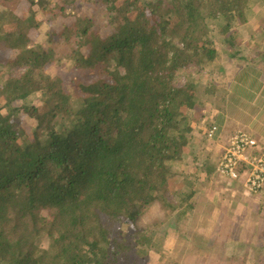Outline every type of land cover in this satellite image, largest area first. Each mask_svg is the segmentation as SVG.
I'll return each instance as SVG.
<instances>
[{
  "label": "trees",
  "instance_id": "trees-1",
  "mask_svg": "<svg viewBox=\"0 0 264 264\" xmlns=\"http://www.w3.org/2000/svg\"><path fill=\"white\" fill-rule=\"evenodd\" d=\"M9 1L0 0V264H143L161 240L140 221L154 203L170 207L171 165L192 139L198 86L181 77L214 63L213 25L248 23L252 0H96L99 24L76 0H46L27 17ZM57 16L68 23L47 39L68 46L69 78L49 70L62 49L33 39Z\"/></svg>",
  "mask_w": 264,
  "mask_h": 264
},
{
  "label": "rangeland",
  "instance_id": "rangeland-1",
  "mask_svg": "<svg viewBox=\"0 0 264 264\" xmlns=\"http://www.w3.org/2000/svg\"><path fill=\"white\" fill-rule=\"evenodd\" d=\"M9 2L15 3L16 11L23 17L29 16L31 10L38 11L42 4L46 5L47 3L46 0H42L40 3L35 2L34 5H30L27 0H11ZM56 2V0H51L50 4ZM76 4L79 5L80 12L91 17L96 24L102 21V6L96 3V0H76ZM249 7L252 10V18L248 23L241 24L235 20L232 29L225 33L221 31V26L213 25L214 29H212L209 39L217 52L214 63L207 64L200 70H197L198 68L189 70L181 77L182 80L195 83L198 86V106L194 111L188 112V115H191L190 122L193 127L195 126V130L198 129V120L204 112L205 100L214 98H217L214 100H218V98H225V95L230 93V86L227 84L229 73L233 74L236 67H247L253 56L256 57L254 62L264 56V0H252ZM39 13H37L38 20H48V17L42 18ZM66 13L70 12L66 11ZM67 20H69L68 17L57 16L50 25L46 23L40 25L36 32L33 31V39L34 44L47 47L57 46L60 51L62 49V52H57L55 55L57 58L51 60L49 70L69 78L72 73L68 70L71 68L70 57L66 54L68 46L58 45L57 40L50 44L47 39L52 36L53 32L55 34L52 39H57L55 35H58L62 24ZM3 23H5L4 20L0 19V25ZM230 35H232V40L237 41L238 47L229 50L227 43L230 42ZM236 51L239 53L233 57L232 54ZM8 56L10 59L14 57L12 52ZM71 71L73 70L71 69ZM5 75L6 73H3V76ZM230 94V113L236 115L242 113L241 117L245 119L249 114L252 115L256 112L255 110L251 111L252 105L247 99V96L250 95L249 92L237 88ZM259 115L264 118L263 114ZM23 120V124L29 129L35 127L33 121L26 117ZM217 152L215 153L217 154ZM185 158L184 162H176L171 165L177 176L171 179L168 187L170 207L154 203L140 221L146 227H155L156 237H154L161 240L160 251L153 252L151 250L149 255L143 258V264H264V197L260 198L262 192L251 196L240 187L244 196L251 198L247 200L253 204V210L257 213H252L250 216L252 221L247 218V222L234 224L232 216L236 210H234L233 203H237L239 198L241 200H246V198L241 196L236 199L235 197L231 198L233 194L236 196L237 189L233 188L230 181L220 178L210 168L208 176L213 178L210 179V182H214L208 186V192L211 193L209 197H212L208 201L207 192L203 190L201 182L196 180L199 178L200 160L192 161L187 159V156ZM211 159L210 157V164ZM212 166L214 167L213 164ZM192 191L195 192V196L188 197ZM238 191L240 190L238 189ZM229 203L231 207L226 210L225 208L228 206L226 204ZM192 205H194V210L188 208ZM183 211L186 213L187 220L181 215ZM258 217H260L259 220ZM228 220H231L230 224H228ZM46 243L47 237H44L38 245L45 248Z\"/></svg>",
  "mask_w": 264,
  "mask_h": 264
},
{
  "label": "crops",
  "instance_id": "crops-1",
  "mask_svg": "<svg viewBox=\"0 0 264 264\" xmlns=\"http://www.w3.org/2000/svg\"><path fill=\"white\" fill-rule=\"evenodd\" d=\"M260 58H258L259 61L254 62L256 57L253 56L251 59V63L247 64V67H236V69L238 70L235 69L233 74L229 73V76L227 78V84H229L230 86V93H232V91L237 88L249 92L250 95L247 96V99L252 105L251 111L255 110L256 112L252 115L249 114L245 119L241 117L242 113L238 115H236L235 113H230L229 99L231 97V94L229 93L225 95V98H218V100H214L217 98L205 100L206 104L203 108L204 112L201 114V118H199L198 120V129L195 130V126L192 129V139L189 143V149L186 153H184L182 162H184L186 156L187 159L192 161L198 159L200 160L199 162H201V164L198 169L199 178H197L196 180L201 182L204 188L203 190L207 192L208 199H212V197H209L211 193L208 192V186L210 183L214 182H210V179L213 178H209L208 176L209 169L211 168L212 171H215L216 165L220 158L219 151L223 150V148L227 146L228 140L233 133L238 130L246 131L253 138L258 140L260 144L264 145V118H261L262 116L259 115H264V56H261ZM255 103L256 105H254ZM212 127H216V132L215 134H213L212 138H209L208 132ZM206 143L207 145H205ZM216 151H218L217 154L215 153ZM210 157L212 158L211 164L209 163ZM212 164L214 165V167L212 166ZM229 183L233 185V188L237 189L236 196L233 194L231 198L235 197L236 199L239 198L238 196L246 198V200H241L239 198V201L237 203H233L235 205L234 210H236L234 215L232 216L233 223L236 224L239 222H247V218L252 221L250 216L252 215V213L257 212L253 210V204L247 200L251 198H247L249 196H244L242 189L240 188L238 183ZM238 189L240 191H238ZM190 195L191 197H194L195 192H190L189 196ZM263 197L264 189L262 190V193L260 195V198ZM210 199L208 201H210ZM226 205H228L227 208H225L226 210L231 207L230 203ZM193 206L194 205H192V207ZM218 218H216V221H218ZM257 219L259 220L260 217H258ZM230 223L231 220H228V224Z\"/></svg>",
  "mask_w": 264,
  "mask_h": 264
},
{
  "label": "built area",
  "instance_id": "built-area-1",
  "mask_svg": "<svg viewBox=\"0 0 264 264\" xmlns=\"http://www.w3.org/2000/svg\"><path fill=\"white\" fill-rule=\"evenodd\" d=\"M216 127L209 130L212 137ZM215 172L220 178L235 182L249 195H257L264 189V145L248 132L233 133L228 144L220 152Z\"/></svg>",
  "mask_w": 264,
  "mask_h": 264
}]
</instances>
